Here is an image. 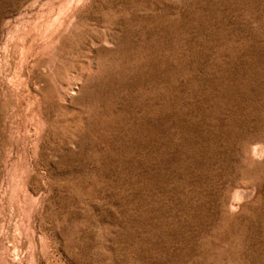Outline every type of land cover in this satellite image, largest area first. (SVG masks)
Instances as JSON below:
<instances>
[{
  "label": "rangeland",
  "instance_id": "1",
  "mask_svg": "<svg viewBox=\"0 0 264 264\" xmlns=\"http://www.w3.org/2000/svg\"><path fill=\"white\" fill-rule=\"evenodd\" d=\"M0 264H264V0H0Z\"/></svg>",
  "mask_w": 264,
  "mask_h": 264
}]
</instances>
